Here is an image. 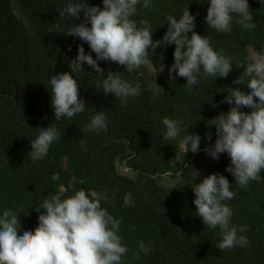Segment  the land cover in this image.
<instances>
[{
    "label": "trees",
    "instance_id": "obj_1",
    "mask_svg": "<svg viewBox=\"0 0 264 264\" xmlns=\"http://www.w3.org/2000/svg\"><path fill=\"white\" fill-rule=\"evenodd\" d=\"M88 2L103 7L102 0ZM63 3L0 0V209L14 207L21 226L34 229L44 211L40 210L43 199L71 195L68 184L75 175L86 181L77 183V189L106 190L114 197L103 206L121 220L119 234L129 249L123 264H264V180L240 187L225 171L230 163L227 153L213 160L205 151L216 139L209 120L227 113L230 107L220 103L225 88L247 91L246 86L232 82L243 72L252 52L264 50V6L259 0H249L257 25L254 29L244 30L234 21L230 33H219L205 22L207 0H150L148 7L138 5L132 19L138 25L147 19L154 41L162 40L168 28L166 17L179 18L189 7L196 17L194 30L207 36L215 50H222L233 71L226 78L204 75L199 87L189 90L183 77L169 74L175 46L163 43L153 54L149 52L147 64L132 73L114 62H99L104 77L109 71L120 72L142 82L141 94L129 98L124 106L119 99L102 93L103 77L84 64L85 72L73 75L88 106L71 119L57 121L61 138L33 160L29 141L37 127L56 123L48 76L55 70L70 71L68 62L83 43L63 32L66 23L81 22L83 13L80 19L60 16L57 9ZM83 46L86 53L91 52L86 43ZM91 54L95 58V53ZM150 65L158 71H151ZM160 65L163 71H159ZM96 111L105 112L108 126L87 130ZM164 116L182 121L189 132L200 135L201 150L185 153L178 140H163ZM53 173H59L60 179L53 181ZM210 173L222 174L232 183L235 195L226 203L233 210L232 223L248 226L247 246L220 250V229L208 228L196 216L191 188ZM128 192L133 194L134 204L125 207L123 197ZM141 240L151 245L149 253L139 251Z\"/></svg>",
    "mask_w": 264,
    "mask_h": 264
},
{
    "label": "clouds",
    "instance_id": "obj_2",
    "mask_svg": "<svg viewBox=\"0 0 264 264\" xmlns=\"http://www.w3.org/2000/svg\"><path fill=\"white\" fill-rule=\"evenodd\" d=\"M207 3L205 22L216 32L230 33L234 21L244 30L257 26L249 0H207ZM259 3L264 6V0ZM149 4L150 0H102L103 7H100L90 5L88 0H64L57 9L60 16L78 19L83 13L81 22L66 23L63 32L73 34V40L86 43L91 52H85L83 43L77 45L75 58L68 62L70 71L55 70L48 76L56 123L37 127L38 131L29 141L31 159L42 157L49 146L61 138L57 121L65 117L71 119L88 106L80 96V85L73 75L85 72L84 64L103 77L102 93L119 99L124 106L129 98L141 94L142 82L127 79L120 72L109 71L104 77L99 62L111 61L132 73L147 64L149 52L153 54L163 43L175 46L169 74L183 77L189 90L199 87L204 75L226 78L233 71L231 61L222 50H215L207 36L194 30L196 17L189 7L179 18L166 17L168 28L162 40L154 41L149 21L141 20L138 25L132 19L138 12V5L148 7ZM188 33H191L190 37ZM91 53H95V58ZM163 70L164 66L160 65L159 71ZM232 83L246 86L247 91L240 87L225 88L226 95L220 103L226 102L230 107L227 113L221 112L209 120L215 127L216 139L205 151L213 160L227 153L230 163L225 171L240 187H246L250 181L264 180L261 176L264 171V50L248 57L243 72ZM244 108L249 111L242 110ZM162 124L165 129L163 140H178L185 147V153L201 150V136L189 132V127L182 121L164 116ZM107 126L105 112L96 111L90 117L87 130ZM206 138L210 140L211 133L206 134ZM51 179L59 180V173H53ZM85 182L73 175L68 184L71 195L43 199L40 210L44 211L38 216L34 229L21 226L19 212L14 207L0 209V264H123L129 249L119 234L121 220L103 206L114 197L110 198L106 190L75 187L77 183ZM231 185L226 176L210 173L191 188L196 216L208 228L220 229L221 236L217 240L220 250L250 243L245 234L248 226L232 223L233 210L226 203L235 195ZM133 204V194L126 193L123 205ZM138 248L145 254L151 251V245H146L143 240L138 242Z\"/></svg>",
    "mask_w": 264,
    "mask_h": 264
},
{
    "label": "rangeland",
    "instance_id": "obj_3",
    "mask_svg": "<svg viewBox=\"0 0 264 264\" xmlns=\"http://www.w3.org/2000/svg\"><path fill=\"white\" fill-rule=\"evenodd\" d=\"M254 54H255V52H252V55H254ZM151 66H152V65H150L149 67H151ZM150 70H151V71H155L156 69H154L153 66H152V67L150 68ZM201 163H203V162H201Z\"/></svg>",
    "mask_w": 264,
    "mask_h": 264
}]
</instances>
